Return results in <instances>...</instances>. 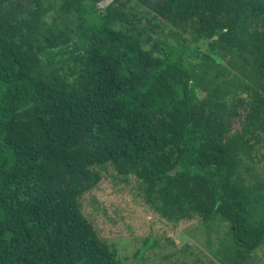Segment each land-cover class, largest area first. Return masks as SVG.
Instances as JSON below:
<instances>
[{
  "label": "trees",
  "instance_id": "1",
  "mask_svg": "<svg viewBox=\"0 0 264 264\" xmlns=\"http://www.w3.org/2000/svg\"><path fill=\"white\" fill-rule=\"evenodd\" d=\"M260 164L264 0H0V264H123L80 202L109 166L255 264Z\"/></svg>",
  "mask_w": 264,
  "mask_h": 264
},
{
  "label": "rangeland",
  "instance_id": "2",
  "mask_svg": "<svg viewBox=\"0 0 264 264\" xmlns=\"http://www.w3.org/2000/svg\"><path fill=\"white\" fill-rule=\"evenodd\" d=\"M238 110L240 115L230 118L232 131L243 121V111ZM258 169L264 174V164ZM99 172V182L80 199L82 212L117 250L123 264L219 263L213 252L217 239L225 236L226 225L217 228L199 219L167 221L144 203L133 175L120 176L110 166ZM254 263L264 264V245L255 251Z\"/></svg>",
  "mask_w": 264,
  "mask_h": 264
}]
</instances>
